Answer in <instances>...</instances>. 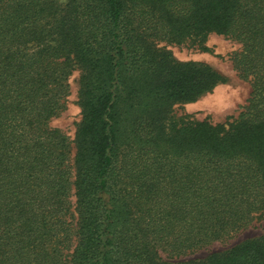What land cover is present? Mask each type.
<instances>
[{
  "label": "trees",
  "instance_id": "obj_1",
  "mask_svg": "<svg viewBox=\"0 0 264 264\" xmlns=\"http://www.w3.org/2000/svg\"><path fill=\"white\" fill-rule=\"evenodd\" d=\"M237 43L235 119L170 114L221 76L156 42ZM79 72L73 142L50 127ZM264 0H0V264H264Z\"/></svg>",
  "mask_w": 264,
  "mask_h": 264
},
{
  "label": "rangeland",
  "instance_id": "obj_2",
  "mask_svg": "<svg viewBox=\"0 0 264 264\" xmlns=\"http://www.w3.org/2000/svg\"><path fill=\"white\" fill-rule=\"evenodd\" d=\"M155 46L169 53L177 62L205 64L222 78V82L213 90L203 94L196 101L175 104L170 110L172 116L188 117L198 121L206 120L212 124L224 123L238 116L249 97L250 87L247 81L239 78L232 66L231 57L240 48L237 43L222 36L210 35L206 39L204 48L187 44L176 45L164 41L156 42ZM78 81L79 72L75 70L69 78L70 87L65 108L50 121V127L62 132L70 142H73L76 126L81 119ZM260 235H264V219L254 222L228 241L216 242L196 254L186 256L183 261L203 258L209 253L225 250L242 240Z\"/></svg>",
  "mask_w": 264,
  "mask_h": 264
}]
</instances>
